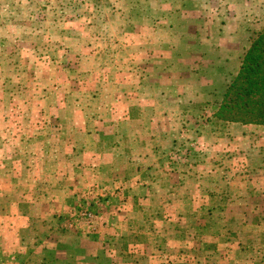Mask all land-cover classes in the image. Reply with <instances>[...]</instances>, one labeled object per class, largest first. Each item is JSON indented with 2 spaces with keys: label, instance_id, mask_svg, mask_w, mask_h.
<instances>
[{
  "label": "rangeland",
  "instance_id": "obj_1",
  "mask_svg": "<svg viewBox=\"0 0 264 264\" xmlns=\"http://www.w3.org/2000/svg\"><path fill=\"white\" fill-rule=\"evenodd\" d=\"M262 30L264 0H0V264H264V125L215 116Z\"/></svg>",
  "mask_w": 264,
  "mask_h": 264
},
{
  "label": "trees",
  "instance_id": "obj_2",
  "mask_svg": "<svg viewBox=\"0 0 264 264\" xmlns=\"http://www.w3.org/2000/svg\"><path fill=\"white\" fill-rule=\"evenodd\" d=\"M215 116L243 125H264V30L244 53Z\"/></svg>",
  "mask_w": 264,
  "mask_h": 264
},
{
  "label": "crops",
  "instance_id": "obj_3",
  "mask_svg": "<svg viewBox=\"0 0 264 264\" xmlns=\"http://www.w3.org/2000/svg\"><path fill=\"white\" fill-rule=\"evenodd\" d=\"M226 37H224V36H222L221 35V33H218L217 34V39H216V41H217V43L215 44V46L213 47V50H212V52H213V56L212 57H210L211 58V61H210V64L211 65H213L214 67H217L218 65L219 66H221L219 69H221L222 68V66H224V67H231L232 65H231V60L230 61H227V62H223L222 61V57L221 58H219V56H217L216 55V53H217V51H226L225 50V48H226V45H225V43L224 42H226V39H225ZM229 39H232V36H230L229 37ZM238 41V40H237ZM241 44H243V43H241ZM229 46H232V44H229ZM235 46H237V43H235ZM242 46H244V45H241V47ZM246 47V46H245ZM248 48V47H247ZM247 48L245 49V48H243V51H244V49H245V51L247 50ZM207 55H209V54H207ZM206 57H208V56H206ZM209 58V59H210ZM216 69V68H215ZM230 71H231V69H229ZM238 70V68H236V70H235V72ZM234 71V70H233ZM232 72V71H231ZM234 73V72H233ZM204 77H202V79H203ZM201 78L199 79V81L200 80H202ZM209 79L210 80H212L214 83L212 84V83H209V85L208 84H205L204 86H202L201 87V90L204 92V91H206V90H208V91H212V90H214L217 86L215 85V83H216V80L217 79H219V77H217L216 75L215 76H209Z\"/></svg>",
  "mask_w": 264,
  "mask_h": 264
}]
</instances>
